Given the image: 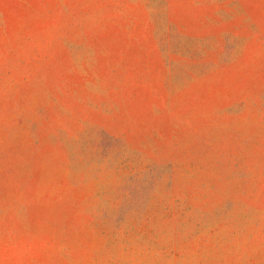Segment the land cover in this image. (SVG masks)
<instances>
[{
	"label": "rangeland",
	"instance_id": "374dc122",
	"mask_svg": "<svg viewBox=\"0 0 264 264\" xmlns=\"http://www.w3.org/2000/svg\"><path fill=\"white\" fill-rule=\"evenodd\" d=\"M0 264H264V0H0Z\"/></svg>",
	"mask_w": 264,
	"mask_h": 264
}]
</instances>
